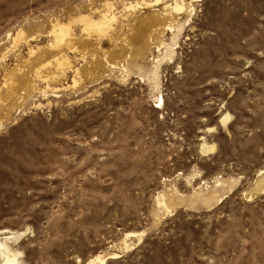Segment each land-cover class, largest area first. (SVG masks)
<instances>
[{
	"label": "rangeland",
	"instance_id": "obj_1",
	"mask_svg": "<svg viewBox=\"0 0 264 264\" xmlns=\"http://www.w3.org/2000/svg\"><path fill=\"white\" fill-rule=\"evenodd\" d=\"M4 234L21 264H264V0H0Z\"/></svg>",
	"mask_w": 264,
	"mask_h": 264
},
{
	"label": "bare ground",
	"instance_id": "obj_2",
	"mask_svg": "<svg viewBox=\"0 0 264 264\" xmlns=\"http://www.w3.org/2000/svg\"><path fill=\"white\" fill-rule=\"evenodd\" d=\"M174 8V7H173ZM175 9L176 10H180L181 11V9H183V5H181V4H178V3H176V5H175ZM106 18H107V16H106ZM106 18H103V19H101V20H97V21H93L92 19H89V18H87V19H84V21H85V27L86 28H89V29H92V28H94L97 32H100V33H103L104 31H105V27H108L109 28V26H110V21H109V19H106ZM108 18H109V16H108ZM112 18V17H111ZM61 26H63V25H61ZM68 26V25H67ZM69 27V26H68ZM170 27V26H169ZM60 28V27H59ZM168 29V28H167ZM57 30H59L58 32V34H56L57 36H55L57 39H60V40H58V42L60 41H62L61 40V38H64V35H66V34H68L67 33V31L69 30L66 26L65 27H61L60 29H57ZM171 30V29H170ZM55 31V30H54ZM53 31V32H54ZM106 31H107V29H106ZM105 31V32H106ZM57 32V31H56ZM55 33V32H54ZM53 33V34H54ZM176 34V33H175ZM174 36V35H173ZM177 36V35H176ZM54 37V38H55ZM176 39V38H175ZM56 41V40H55ZM175 42V41H174ZM174 42H173V44H174ZM57 43V42H56ZM166 45V53L163 55V56H160V55H158V58L157 59H154L155 60V64H154V67H153V70H154V73L156 74V71H157V68H158V65L162 62V60L164 59V57L165 56H167V54H168V52L170 53V51H171V49L173 48V47H171V45H168V44H164V46ZM159 46H160V44H159ZM158 47V46H157ZM161 47V46H160ZM158 51H159V48H158ZM158 53V52H157ZM169 55H171V54H169ZM168 55V56H169ZM172 56V55H171ZM4 57V56H3ZM167 60V59H166ZM164 63V62H163ZM153 66V65H152ZM160 67V66H159ZM126 71V70H125ZM153 75V77L154 76H156V75H154V74H152ZM158 76V75H157ZM162 98V97H161ZM159 104H160V102H159ZM162 104V103H161ZM155 107H157V108H160L161 106L160 105H155ZM206 147V146H205ZM212 148V147H211ZM210 148V149H211ZM208 150V149H207ZM164 204V203H163ZM13 233V232H12ZM13 237V234H4L3 236H2V238L0 239V264H21L20 263V261L18 260V255H19V252H14V251H12L11 252V249H10V244H9V240L11 239ZM11 248H12V246H11ZM113 256V255H112ZM96 259H98V260H100V264H104V259H100V256L99 257H97ZM95 259V260H96ZM95 260H92L91 262H90V264H93V263H95L94 261ZM96 262H97V260H96Z\"/></svg>",
	"mask_w": 264,
	"mask_h": 264
}]
</instances>
